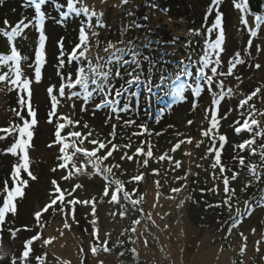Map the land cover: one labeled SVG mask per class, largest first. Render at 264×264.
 I'll return each mask as SVG.
<instances>
[{"label":"rangeland","instance_id":"rangeland-1","mask_svg":"<svg viewBox=\"0 0 264 264\" xmlns=\"http://www.w3.org/2000/svg\"><path fill=\"white\" fill-rule=\"evenodd\" d=\"M84 3L89 6L90 10L103 14L101 20L105 25L102 28L95 27L96 18L92 19L98 37H90V39L100 41L99 51L95 46L90 50L89 54L93 57H96L97 53L102 57L106 56L103 48L108 42L117 44L113 31L119 27L121 19L125 21L120 17L121 11L127 8L136 13L140 3H144L146 10L150 12L152 23H150L149 29L154 30L151 38L158 40L155 30L159 29L160 36L165 40L163 48L166 51L171 54L175 51L176 45L181 42L184 45L189 38L190 30H198L200 34L195 35L187 42L189 45L188 56L191 55L193 62H198L200 56L203 55L206 28H203L202 25L211 26L212 23V19L207 23L202 22L205 19L203 12L206 13L211 0H173V3H178L181 7L177 14L178 19L174 20L166 18V13L161 11V7L156 2L152 3L157 5L156 8L148 7L147 5L151 4L149 0H129L127 4H122L121 0H106L103 3L101 0H84ZM192 3L197 6L191 11ZM220 11L224 13L225 44L223 47L225 51L221 54L222 65L218 71L227 72L228 61L236 52H240L241 58L246 61L245 64L236 66L232 76L216 78L217 81L223 80L225 92V98L221 101L218 109V119L224 116L226 118L219 120L220 127L216 130L218 135L226 137L222 148L218 137L216 141V148L222 152L221 164L226 169L224 174L219 172V167L215 170L211 168V164L214 162V153H209L208 149L212 145L209 138L202 135L210 127L211 114L209 111L206 118L205 110L211 109L213 99L207 87L199 96L198 107L195 110L192 109V102L188 100L182 105L178 104L176 106L178 109L176 108L177 111L175 109L176 112L173 114L167 111V113L156 117L153 112L152 120H148V129L151 135L144 134L136 139L133 136L123 137L121 140H117V134L120 133L118 130L123 126L118 125L116 120L114 121V124L117 125L116 137L113 138L110 135L113 132L112 126L109 129L104 125L105 120H100L98 111L93 116L94 104L92 101L87 105L88 111L82 113V98H74L73 101H69L66 96L64 98L59 96L60 87L57 90L56 87L54 88L58 83H62V79L58 81L54 74V65L50 57L52 58L56 43L63 33L61 26L45 16L43 30L47 37L46 49L48 51L46 62L42 66V79L39 83H36L34 79L35 57L33 56L35 55L31 51V49H36L35 38L38 39L39 34L35 33L34 35L28 28L23 30L17 38L9 40L4 33L11 29L1 32L0 56L10 55L13 46L20 51L22 57L26 53V63H24V59L21 62L22 77L32 81V104L37 112L38 124L34 128L32 147L29 149V170L37 179L33 181L27 173H21V178L28 179L29 185L25 188V196L16 201V214H7L5 222L0 224V264H23L21 257L24 244L37 234L41 239L34 241L31 248L37 247V251L41 252L48 264H101V262L102 264H264V201L252 203L250 199L248 202L253 210L245 216L237 217L236 227H232L231 231L229 230L231 222L228 224L229 228L225 230L220 228L218 232L198 228L192 223L188 213L190 199L194 198V192L197 191L199 185L206 186L207 183L204 191L210 189V193L214 194L216 198L226 199L222 182L223 176L229 178V187L234 189L231 201L232 215L236 216V208H239L242 213L245 212L244 202L249 199V195L245 194L243 186L239 184L243 182L242 178L240 182L238 179L231 180L230 173L227 171L228 167L223 161V155L227 148L237 144L238 138L234 131L235 127L240 125H236V121L239 120L242 125L246 118L240 113L246 111L247 106L244 109L239 108V101L256 89H260V92L249 103L254 104L258 110L256 118L259 121V127L264 125V115H259L260 112H264V26H257L254 19L257 14L264 16V9L260 13H253L249 10L245 17L248 20L247 27L241 25V13L234 8L233 0H221ZM196 18L199 20L194 23ZM158 24L160 27L154 28ZM196 24L197 27H195ZM252 28L256 29L255 36L250 35L249 30ZM215 36L214 32L211 39L214 40ZM174 38L175 42L173 43ZM249 40L252 41L251 45L248 44ZM144 41L146 39H142L141 42ZM10 64L11 62L8 65H0V74H10L12 71ZM30 64L34 69L29 67ZM256 64L261 67L257 69ZM194 70L196 71V67ZM208 74L211 75L210 70H208ZM237 75L240 76V80L236 79ZM62 76L66 82L68 72L64 71ZM49 87L54 88L52 94L56 95L60 101L56 116L53 117L54 123L59 115H71L74 120L79 119L83 124L89 123L90 129L81 127V132L85 135L89 131L92 132L88 139H99L105 143L112 140L118 146L131 144L130 148L121 147L115 151L113 157L105 161V164L120 165L119 169L114 168L113 179L124 181L125 190L132 192L134 198L143 197L142 203L137 205V208H142L143 213L150 215V220L141 215L139 211H133L130 204L125 205L127 211L125 215L121 216L120 204L110 203V197H102L106 181L103 177L95 174L90 166L85 167L83 173L74 172L70 179H64L68 175L72 163L80 166L85 162V158L82 153H77L73 156V161L69 162V168H59L61 163L60 145L54 143V123H47V114L51 108L50 96L47 93ZM188 88L186 85L183 88L182 95L185 98L189 94L186 91ZM229 88L233 90L231 96L227 94ZM72 91H77V89ZM213 91H219L215 83ZM67 92L66 89V95ZM7 101L10 106H7ZM73 103H75L74 109L71 107ZM18 107V91L10 89L8 82H0V129L21 123L12 111ZM229 109L232 110L229 111ZM23 114L26 115V109ZM188 121H193V123L189 125ZM68 131L69 129L66 128L62 135H66ZM156 133H160V135H156ZM3 134L8 138L13 136L11 140L16 139L15 134L8 136L0 131V136ZM188 139H192L193 143L188 144L186 142ZM142 140L145 141V152L148 149V142L153 145L154 155L152 158L134 155ZM2 141L4 150L13 144L11 141L9 143L6 137L1 139ZM181 141L184 143H181L180 148L172 152L171 149ZM198 141H202L199 147L196 146ZM49 144L53 146L49 147ZM82 146L88 150L93 147L87 140ZM109 147H111L110 144ZM107 150V148L103 149L98 154L104 155ZM125 152L127 155L133 156L132 161L121 159ZM71 153L72 149L70 148L68 154ZM9 154L13 158V155ZM164 154L171 158V162L168 159L159 160V157ZM144 159H148L146 166L143 164ZM12 162L16 163L14 160ZM176 162L180 163L178 169L175 168ZM54 168L55 172L52 171ZM140 173H143V179L139 182L134 181L132 178ZM186 174V180L177 179L185 177ZM214 176L217 178L214 179ZM53 180L65 193L66 200L74 197L81 201H94L95 215L92 214L91 203L88 205L78 204L74 206L75 220L78 221V224L73 223L71 215L67 217L62 213L53 215L50 210L41 218L43 227H38L34 214L41 211L53 198ZM157 181H159V188ZM185 184L187 187H182ZM76 185H80V187L77 188ZM172 188H181L182 190L179 193H172ZM212 189H217V191L213 192ZM113 190L114 187L110 189V191ZM68 192H72L73 197H69ZM120 195L122 197V194ZM5 196L6 193L0 189V207L3 205ZM121 203H123L122 200ZM71 208L72 206H69L68 210ZM200 208L204 209L205 206L200 203ZM216 213L219 211L216 210ZM65 219L71 225L70 228L63 227ZM136 219L141 220L139 225L133 224ZM94 220L95 224H93ZM133 227L136 229L135 232L131 231ZM94 230H98L97 243H94L96 237L92 235ZM227 230L228 234L226 235L225 231ZM13 232H15V236L12 235ZM45 239H51L52 243L45 245L43 243ZM105 240L108 242L107 245L111 243L114 246L113 251L111 250L113 254L100 251L93 256L91 248L93 246L102 247V242ZM132 240H135L136 243H132ZM121 241L122 244L119 243ZM145 241H147L146 244ZM132 245L134 246L132 247ZM133 249H135L134 256ZM122 252L124 255H120ZM30 258L32 259V254Z\"/></svg>","mask_w":264,"mask_h":264},{"label":"snow or ice","instance_id":"snow-or-ice-1","mask_svg":"<svg viewBox=\"0 0 264 264\" xmlns=\"http://www.w3.org/2000/svg\"><path fill=\"white\" fill-rule=\"evenodd\" d=\"M46 0H26V4L33 7L35 9V17L34 22L29 21L25 23L24 20L19 21L15 24V26L11 27L10 31H5L4 35L9 40H13L21 35L23 30L28 29L33 26L35 30L38 32V46L35 50V58H34V79L36 83H39L42 79V66L46 62V34L43 30L45 15L41 11V6L44 5ZM49 2H53V0H49ZM101 2H106V0H101ZM129 0H121L122 4H127ZM220 3L221 0H211L206 13H205V21L208 20L209 17L213 16L211 26L202 25L203 28H206V42L204 45L203 55L200 56L198 62H193L191 59V55L188 56L187 61L181 59L176 65H174L175 72L170 73L167 70V67L157 68V64L165 63L163 59L155 60L150 55H145L143 48L138 45L134 40H129L125 42L123 38L118 42L122 46H117V44L108 42L107 45L103 48V51L107 54L106 56H100L97 53L95 61L87 54L90 49L95 46L99 51L100 41L98 39L92 41L91 38L98 37V33L94 30V26L92 24L91 18H96L95 27L102 28L105 25L103 24L101 17L102 13H97L94 10H90L89 6L84 3V0H67L66 9L59 12L60 20L57 23L63 26V21L71 18L73 14L76 17H80L81 15L87 17V22L82 21L81 26L79 28L78 33V43L73 48L72 52L68 56V63L77 62L79 67L76 73L75 79H72V74L69 73L67 77V81L64 82V77L62 76V83L59 88V96L61 98H66L69 101H73L74 98H82L83 105L81 107V112H87L88 103L95 99L99 98V102L94 105L93 108V116H95L96 111L106 110L107 119L105 120V124L111 122L114 118L117 123H120L122 120V113H134L139 116V97L141 92L144 93L145 103L147 107L144 109L145 115L150 114V109L152 107L153 100L156 103H165V108L158 109L160 114L169 110L177 100H184L185 97L182 95L183 88L187 85L193 95L192 109L195 110L198 107V98L202 94L205 87L210 95L213 96L211 102V109H206L205 114L206 118L209 114H211L210 118V127L208 130L204 131L202 135L204 137H208L210 140V144L212 145L209 149V153H214V162L211 164L212 169H216L219 167V172L224 174L226 169L221 164V155L222 152L220 149L216 148L217 137L220 142L221 148L223 147L226 137L224 135H218L216 130L220 127V119L226 118L220 117L218 119V109L221 101L225 98L224 92V83L223 80L217 81V77L223 76H232L234 74V69L237 65H243L246 63L244 59L241 58L240 52H236L235 55L229 59L227 72L218 71V69L222 65L221 54L225 51L223 45L225 44V27H224V13L220 11ZM79 5V7L77 6ZM233 5L236 10L241 13V25L247 27L248 20L245 18L249 13V0H233ZM151 8H156L157 5L150 4L147 5ZM53 7L57 10L62 9L64 6L59 4L58 2H53ZM167 11V9H164ZM129 16L133 15L132 12L128 13ZM143 19L145 21L148 20V16H144ZM255 22L257 26H264V16L255 15ZM5 26L8 25V21H4ZM144 25L138 23L137 21H132L130 25L123 29L126 32L130 28H142ZM251 36L256 35V29L252 28L249 30ZM216 33L215 39H211V35ZM190 33L195 35H199L200 32L198 30H190ZM147 40V37L145 38ZM175 42V38L173 43ZM152 41H147L144 44V48H148L151 50ZM252 41L249 40L248 44L251 45ZM58 47L60 48V56L57 58L59 61L58 68H62L64 66V51H63V37H61L60 41H58ZM260 49L258 48V51ZM24 57H22L20 51L16 49L15 46L11 48L10 55H2L0 56V65H8L11 62L10 67L12 69L11 73L0 74V82H8V87L12 90L18 91V105L19 107L16 109H12L15 116L18 117L21 123L13 124L9 127H5L0 129V131L8 134V135H16L15 142L11 145L10 148L7 149V152L11 153L14 157H17L18 160L13 166L12 171V180L13 186L9 189L7 182H5L4 192L6 196L3 200V205L0 207V224L5 222L6 216L9 213L16 214L17 212V199L23 198L25 196V188L29 185L28 179H22L21 173H27L28 177L31 180H36L37 177L33 175V173L29 170L30 168V158H29V149L32 147V141L34 137V128L38 124L37 120V112L32 104V96L33 92L31 90L32 81L28 78L22 77L21 70V62ZM86 61V65L83 63ZM147 64V72H145L144 65ZM32 65L30 64L29 67ZM196 67L195 77L193 78V73L191 72V68ZM255 67L259 69L261 65L256 64ZM208 70H210L211 75L208 74ZM127 76V79H124V75ZM159 72L158 80L155 78L156 73ZM58 74H60L58 72ZM237 80H240V76H236ZM121 80L122 83L119 87L116 86L115 81ZM219 91H213V84ZM79 89L78 91H72L73 89ZM66 89L68 90L66 95ZM54 88L49 87L47 89V93L50 96L51 100V111L48 112L47 123L53 124V117L56 116L57 107L60 101L57 99L56 95H53ZM260 92V89H256L250 95H247L244 99L239 101L238 107L244 109L247 106V110L240 113L241 116L246 117L243 120V124H240V121H236L237 126L235 127V132L240 134L243 131H246L251 134L252 138L248 139L238 145H235L234 148H239L241 151L248 148L250 155H256L257 149L253 147L256 144L257 137H264V129L259 127V121L256 118L257 109L254 104H250L249 102L253 100V97L257 96ZM227 94L229 96L233 95V90L231 88L228 89ZM136 100V108L134 109L132 106V100ZM121 101H123V106H121ZM71 107L75 108V103L71 105ZM24 109H26V115L23 114ZM232 109H229L231 111ZM259 115H264V112H260ZM193 121H188V124L191 125ZM136 122L129 118L128 120L123 121L124 127L135 125ZM80 126L79 120H74L71 115H59L56 118L54 123V143L60 145L61 152V163L59 164V168L65 169L69 168V162L73 161V156L77 153H82L85 162L80 166H77L74 162L72 163L71 168L69 169L68 175L64 177V179H70L73 173H83L85 167H91L94 170L95 174L103 177L106 181L105 187L102 192V197L108 198L110 197L109 202L113 204H120L121 212L120 215H125L127 211L125 205H131L133 211H139L141 215L146 216L147 219H151V216L143 213L142 208H137V205L141 204L143 201V197L133 198L132 192L125 190V182L121 179H113L115 173L114 168L119 169L120 165H107L105 161H107L110 157H113V153L117 151L119 148H130L131 144H126L123 146H118L109 140L108 143H105L99 139H88L92 135V132L89 131L87 135L83 134L80 131L74 130L76 127ZM116 124L112 125L113 132L110 135L115 137V129ZM140 131L137 133H133L134 136L148 134L151 135V132L148 129V125L146 123H141L136 125ZM254 126L255 130H254ZM84 128H89L87 122L83 124ZM68 128L69 131L66 135H62V132ZM156 135H160V133H156ZM0 139H5V137L0 136ZM87 140L89 144L93 147L91 150L84 148L82 145ZM188 144H192V139H188L186 141ZM180 143H177L172 149V152H175L180 148ZM202 141H198L196 146L199 147ZM109 144L111 147H109ZM145 141H141L140 146L137 147L135 156H146L147 158H152L153 153V145L148 142V149L144 151ZM52 147V144L48 145ZM72 149V153L68 154V150ZM108 149L104 155H99L98 153L103 149ZM259 155L261 157V161L264 162V143H261ZM190 155V153H189ZM121 159H127L128 161L133 160L132 155H127L125 152L124 155L121 156ZM168 159L171 162V158L166 154L161 155L159 157L160 161H164ZM234 161L238 160V167L247 168L249 174L253 176L255 180L260 179V173L258 172L257 164H249L245 165V159L239 154L234 155L232 158ZM143 164L146 166L148 164V159L143 160ZM180 163H175V168H179ZM200 167V165H197ZM53 172L56 169H52ZM227 171H232L230 168ZM158 174V173H157ZM239 176V172L233 171L231 180L237 179ZM217 178L214 176V179ZM134 181L139 182L143 179V173L137 174L132 178ZM177 179H187V174L185 177H180ZM224 185V193L226 199L223 200L222 204H207V208L212 207H224L226 206L229 214L232 213V197L234 196V189L229 187L230 181L227 176H223L222 179ZM52 185L54 188V192L52 193L53 198L47 203L41 211H37L34 214V219L37 222L38 227H43L41 223V218L45 213H51L53 215L62 213L65 217L71 215L73 223L78 224V221L75 220V207L78 204L88 205L92 204V214L95 215L96 206L94 201L84 200L81 201L77 198L73 197L72 192H68L67 195L69 197H73L71 199H67L65 197V193L59 188L57 182L55 180L52 181ZM77 188L80 185H76ZM114 187L113 191H110ZM157 187L159 188V181H157ZM182 187H187V185H183ZM247 187V185H246ZM181 188H172V193H179ZM211 191L216 192L217 189H212ZM204 190L201 189V193L203 194ZM122 194V197L121 195ZM159 195V192L157 193ZM171 198V197H169ZM121 200L123 203H121ZM196 203V201H193ZM245 212H241L239 208H236V216L233 217V223L230 226V231L232 227H236V218L245 216L248 212H251L252 206L248 201H245ZM69 206H72L70 210ZM68 210V211H66ZM96 221H93L95 224ZM141 223L140 219H136L133 221L134 225H139ZM64 228H70L71 225L65 219ZM132 232H135L136 229L133 227L131 229ZM15 236V232L12 233ZM92 235L96 237V241L98 242V230H94ZM41 239L40 235L37 234L32 238L28 239L24 244V250L22 252L21 260L23 264H28L29 257L32 253L31 245L34 241ZM246 239V238H245ZM132 243H136L135 240L131 241ZM45 245L52 243L51 239H45L43 241ZM107 241H103V247L93 246L91 248V253L95 256L98 252L103 251L105 253L110 252L111 249L107 247ZM119 243H123L122 241ZM147 241H145V244ZM135 253V249L132 250ZM120 255H124L122 252ZM37 260L41 261L42 257H37ZM102 264V262H101Z\"/></svg>","mask_w":264,"mask_h":264},{"label":"trees","instance_id":"trees-1","mask_svg":"<svg viewBox=\"0 0 264 264\" xmlns=\"http://www.w3.org/2000/svg\"><path fill=\"white\" fill-rule=\"evenodd\" d=\"M149 1L151 2V4L153 2H156L161 7V11L166 13V18H170L172 20L178 19L177 14H178V11L181 9V7H180V5H178V3H173V0H149ZM53 2H58L59 4L63 5L64 7L62 9L57 10L56 8L53 7ZM53 2H49V0H46L45 4L41 6V11L47 18L51 19L57 25L61 26V24L57 23V21L60 20L59 12L66 9L67 0H53ZM192 4H191L192 5L191 11H192V9H195V7L197 6V5H195V3H192ZM77 6L79 7V5H77ZM137 8L139 10L136 13L132 10H128L127 8H125L123 11H121L120 17L125 19V21L121 19L119 27L115 31H113L114 36L116 38V43L118 44L117 46H122L118 43L122 38L125 42H127L129 40H134L138 45L141 46V48H143L145 55H150L155 60H161V58H162L163 61L166 62V64L165 63L157 64L158 69L164 68L166 66L168 72L174 73L175 72L174 65H176L181 59H184L185 61H187L188 50H189V45L187 44V42L190 41L195 36V34L190 33L189 38H187L184 45L182 44V42L179 43L178 45H176L175 51L170 54V52L166 51L163 48V43L165 40L162 36H160L161 33H160L159 29L155 30V33L157 34L158 40L151 38V36H152L151 34L154 33V30L149 29L150 28L149 25L152 22H151V19L149 16L150 12H149V10L148 11L146 10V5L144 3H140ZM164 9H167V11H164ZM249 9L253 13L262 12L264 9V0H249ZM129 12H132L133 15L129 16L128 15ZM203 14L205 16L204 12H203ZM144 16H148L147 21H145L143 19ZM163 16H165V15H163ZM34 17H35V9L31 6H29L28 4H26V0H0V36H1L2 31L11 29L12 26H15V24L21 20H24L25 23H28L29 21L34 22ZM87 19L88 18L83 16V15H81L80 17H76L73 14V16L71 18H68V19L63 21V26H61L63 29V33H61L58 41H60L61 37H63V51H64L63 60L65 62L64 66L62 68H58L59 61L57 58L60 56V51H61L60 48L58 47V41L56 43V48H55V51L53 53V56H52V58L50 57V59L53 61L54 74L56 75L58 81L61 80V77H62L64 71H67L68 74L71 73L73 75L72 79L73 80L75 79L79 65L77 62H72L71 64H69L68 63V56L72 52L75 45L79 42L77 35L79 33V28L81 26V22L82 21L87 22ZM92 19H94V17L91 18V20ZM211 19L213 20L214 17L213 16L211 18L209 17L207 21H205V19H204V21H202V22L207 23ZM5 20L8 21L7 26H5V24H4ZM162 20H163V18H162ZM198 20H199V18H196L194 23H197ZM132 21H137L138 23L144 25V27L139 28V29L130 28L126 32H124L123 29L126 28L128 25H130L132 23ZM161 22H160V24H161ZM160 24H158L154 28H157L158 26L160 27ZM195 27H197V24L195 25ZM29 28H30V32H32L34 35H35V33L38 34V32L35 30L34 23H33V26L29 27ZM146 37H147V40L144 42H141L142 39H145ZM35 39H36V48H37L38 39L37 38H35ZM149 40H151L153 42L151 44V50L143 47L144 44L147 43V41H149ZM27 49H31V48H27ZM35 50L36 49H31V51L33 52L32 53L33 55H35ZM47 51L48 50L45 49L46 53H47ZM89 53H90V51L88 52L87 55L89 57H91L93 59V61H95L96 57H93V55H90ZM23 57H24V63H26V57H27L26 53H24ZM33 57H35V56H33ZM83 63L86 65L87 62L83 61ZM147 67H148V65L145 64L144 65L145 72H147ZM30 68L34 69L33 67H30ZM190 70L193 73V78H194L195 72H196L194 70V67H192ZM58 72L60 74H58ZM122 75H124V79H127V76L123 72H122ZM158 77H159V72L156 73L155 78L158 80ZM115 83H116V86L119 87L120 84L122 83V81L116 80ZM60 86H61V84L58 83L56 86H54V88L56 87V90H57V88ZM78 90L79 89L77 88V91ZM186 91L189 92L188 97H186L185 100H182V101L177 100L175 102V104L170 108L172 110H167V111H170V114H173L177 111L178 107H176V106L178 104L182 105L183 102H187L188 100L193 102V95H192L191 89L188 88V90H186ZM204 91H205V89H204ZM91 101L95 105L96 103L99 102V98H95ZM131 103H132L133 108L135 109L136 108V100L133 99ZM50 104H51V102H50ZM7 106H10L8 101H7ZM121 106H123V101H121ZM146 107H147V105L145 103V96H144V93L141 92L140 97H139V116H137L134 113H127V114L122 113L121 114L122 120L120 123H118V125H123V121L131 118L132 120H134L136 122V124L132 125V126H128V127L123 126L119 130L117 129L120 132L119 135L117 134V140H121L123 137L127 138L130 136L131 137L133 136L134 139H136L137 137H141L142 135H139V136L133 135V133H137L140 131V129L136 125H139L141 123H146L148 125L149 124L148 120L149 119L152 120V113L153 112H155L156 117L160 116V112H158V109L165 108V103H156V101L153 100L149 115H145L144 109ZM175 109H176V111H175ZM49 111H51V108ZM167 111L163 112V114L167 113ZM98 114H99L100 120H102V119L106 120L107 119L106 110H100V111H98ZM79 121H80V126L76 127L75 130L81 132L82 131L81 127H83V123L81 120H79ZM111 121H112V124H110V122L108 124H104V125L108 126L109 129L114 124L115 119L113 118ZM87 124L89 125V123H87ZM260 128L264 129V125H261ZM83 129H86V128L83 127ZM88 129H90V127L87 128V130ZM254 130H255V126H254ZM235 134L237 135V138H238L237 144H234L231 146V148L226 149V151L223 155V161L226 163L228 169L230 168L232 170V171H229L230 176H232L233 171L239 172V176L237 179L239 182H240L241 178L243 180V182H240L239 184H241V186H243V188L245 190V194L249 195V197H248L249 199L246 201H249L250 199H251L252 203L264 201V162L261 161V157L259 155V151H260L259 146L261 143H264V137H257L256 138L257 142L255 145H253V147L257 149V154L256 155H250L248 148H245V150L241 151L239 148H234V146L238 145V144H240V143H242L248 139H251L252 138L251 134L246 132V131H243V130L240 134H237L236 132H235ZM2 136L6 137L9 140V143H10V141H11V143L15 142V139L11 140V138L13 136H11L9 138L5 134H3ZM8 136H10V135H8ZM3 144H4L3 141L1 142V139H0V189H3V191H4L5 182H7L9 189H11V187H12L13 180H12L11 174H12L13 166H14V162H12V160L17 162L18 158L14 157V156H13V158L10 157L9 152H7L8 148L6 150H4L5 148L3 147ZM237 154H239V156L244 157L245 165H249V164H253V163L258 165L257 170L260 173V179L258 181L255 180L253 178V176L248 173L246 167L245 168L238 167V160L234 161L232 159L233 156L237 155ZM207 185H208L207 183H206V186L199 185L196 189L197 191L194 192V198L190 199V203L188 205L189 218L191 219L192 223L198 228L217 231V232H218V230H220V228L221 229L224 228V230H225V229L229 228L230 225H228V224L230 222L233 223V217H235V214L232 215V213H231V215H230L226 206L207 208L205 202H207V204H213V205L222 204V202H223L222 199L216 198L214 194L212 195L210 193V189H207L206 191H204L203 194L201 193V189L204 190L207 187ZM246 185H247V187H246ZM231 187L236 188V186H234V185H231ZM188 192H189V190H188ZM252 196H254V197H252ZM193 201H196V203H193ZM197 203H198V205H197ZM200 203H202V205L205 206L204 209L200 208ZM216 210H218L221 215L219 213L215 214ZM232 212H233V210H232ZM221 218H223V219H221ZM225 234L226 235L228 234V230L225 231ZM133 246L134 245H132V247ZM102 247H103V245H102ZM107 247L110 248L112 251L114 249V246L111 243L108 244ZM37 249H38L37 247L36 248L32 247V250H33V252L31 253L32 259L31 258L29 259L28 264H41V261L36 259L37 257H42V264H48V262L45 260V258L41 255V252L37 251ZM101 252H103V251H101ZM107 253L113 254L111 251L107 252ZM134 255H135V253H133V256Z\"/></svg>","mask_w":264,"mask_h":264}]
</instances>
